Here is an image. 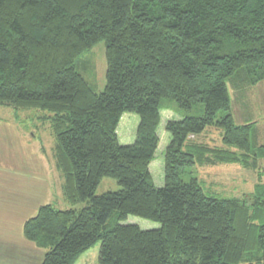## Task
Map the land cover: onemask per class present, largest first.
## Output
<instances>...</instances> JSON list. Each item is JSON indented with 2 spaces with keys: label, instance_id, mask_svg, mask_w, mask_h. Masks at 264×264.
<instances>
[{
  "label": "trees",
  "instance_id": "1",
  "mask_svg": "<svg viewBox=\"0 0 264 264\" xmlns=\"http://www.w3.org/2000/svg\"><path fill=\"white\" fill-rule=\"evenodd\" d=\"M101 43L98 92L77 66L88 71L81 58ZM263 82L264 0H0V108L44 114L71 207L41 206L25 240L46 251L43 264H75L98 243L100 264H264V144L232 107L233 91ZM165 111L180 119L166 125L159 188L150 168ZM126 113L140 118L128 146ZM209 128L219 146L199 142ZM197 165H237L258 182L242 197L210 196L189 177ZM105 178L121 190L96 195Z\"/></svg>",
  "mask_w": 264,
  "mask_h": 264
},
{
  "label": "rangeland",
  "instance_id": "2",
  "mask_svg": "<svg viewBox=\"0 0 264 264\" xmlns=\"http://www.w3.org/2000/svg\"><path fill=\"white\" fill-rule=\"evenodd\" d=\"M81 60L88 62L89 70H85L80 63L77 66L79 72L91 81L96 91L102 92L106 86L107 71L105 44H99ZM232 97L236 124L241 126L250 122L257 123L261 142L264 144V82L246 91H233ZM43 116V113L35 110L0 108V191H4L0 194V264H43L46 251L25 240L24 223L35 216L43 205H53L61 210L71 208L63 199V179L56 170L53 158L56 141L51 124L42 121ZM178 117L173 111L162 114L159 127L161 142L151 164L154 183L159 188L165 185L164 154L171 138L166 125L171 118L178 120ZM139 123L138 115H123L118 128L122 145L135 143ZM199 142L211 147L219 146L221 132L216 128H209L199 138ZM230 168L197 165L191 169L189 177H197L205 193L210 196L232 198L252 192L258 182L257 175L242 167L237 171ZM260 168L264 169V161ZM1 181L6 182V185ZM120 190L116 180L105 178L96 195ZM125 224L137 225L142 230L161 227L137 217H130ZM100 253L101 244L98 243L75 264H100Z\"/></svg>",
  "mask_w": 264,
  "mask_h": 264
},
{
  "label": "crops",
  "instance_id": "3",
  "mask_svg": "<svg viewBox=\"0 0 264 264\" xmlns=\"http://www.w3.org/2000/svg\"><path fill=\"white\" fill-rule=\"evenodd\" d=\"M171 120H172V118H171ZM170 143V142H169ZM262 143H263V141H262ZM169 145V144H168ZM235 166H237V165H233V166H225L227 169L228 168H230V167H232V168H230V169H232V170H234V171H237V170H239V168H240V166H238V167H236L235 168ZM4 168H5V166H3ZM219 167H223V166H219ZM151 168H152V165H151ZM150 168V169H151ZM240 169H242V168H240ZM152 173V172H151ZM243 174V173H242ZM1 183L5 186L6 185V182L5 183H3L2 181H1ZM4 193V191H0V194H3ZM32 216V215H31ZM33 217V216H32ZM31 218V217H30ZM25 224V223H24Z\"/></svg>",
  "mask_w": 264,
  "mask_h": 264
}]
</instances>
